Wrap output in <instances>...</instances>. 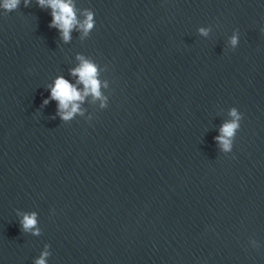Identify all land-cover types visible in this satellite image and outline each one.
<instances>
[{
	"label": "water",
	"instance_id": "water-1",
	"mask_svg": "<svg viewBox=\"0 0 264 264\" xmlns=\"http://www.w3.org/2000/svg\"><path fill=\"white\" fill-rule=\"evenodd\" d=\"M73 3L95 26L68 43L36 0L0 9V264H34L46 244L47 264H264V0ZM78 54L108 106L89 95L65 122L41 105L57 76L83 90Z\"/></svg>",
	"mask_w": 264,
	"mask_h": 264
},
{
	"label": "clouds",
	"instance_id": "clouds-1",
	"mask_svg": "<svg viewBox=\"0 0 264 264\" xmlns=\"http://www.w3.org/2000/svg\"><path fill=\"white\" fill-rule=\"evenodd\" d=\"M31 0H23L25 7H28ZM37 6L40 8H50L52 20L49 24L50 28H56L61 35L62 40L68 43L71 40V33L75 29L81 32V38L90 35L95 26L94 12L85 9L82 13L83 19H78L73 0H36ZM21 4V0H0V9L5 13L17 10ZM211 31L210 27H200L198 33L201 36H208ZM264 32V28L261 29ZM239 43V32L234 30L230 37L229 44L231 49H235ZM79 65L70 69V75L77 77V84L83 85L81 91L78 87L69 82L63 76H57L50 88V95L44 99L41 107H45L50 101L57 102V115L62 121L69 122L79 114L83 115L80 104L84 102L89 95L93 100H100L102 109L108 106V98L102 94L101 88L107 87V82L103 84L98 79V66L93 61L86 59L82 54L77 55ZM230 119L226 120L220 127V134L215 140L221 151L225 154L230 153L233 148L235 135L240 128V121L243 114L236 107H232L228 111ZM55 117H53L54 119ZM91 117H89V120ZM17 216L22 217L19 221L21 230L24 233H31L33 236L41 235V229L38 227V214L35 211L21 212L17 210ZM255 247L259 245L255 240L251 241ZM50 245H45L39 258L34 260V264H47V258L51 255L49 251Z\"/></svg>",
	"mask_w": 264,
	"mask_h": 264
}]
</instances>
